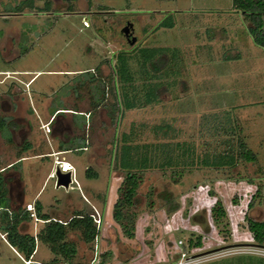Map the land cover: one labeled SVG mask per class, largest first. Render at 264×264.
<instances>
[{
	"label": "rangeland",
	"instance_id": "1",
	"mask_svg": "<svg viewBox=\"0 0 264 264\" xmlns=\"http://www.w3.org/2000/svg\"><path fill=\"white\" fill-rule=\"evenodd\" d=\"M18 5L21 13L13 11ZM166 18L173 24H162ZM128 26L136 37L130 45ZM166 55L168 65L156 72L153 62ZM121 67L132 79L125 86ZM160 87L166 89L157 98ZM91 97L99 108L76 129L84 139L75 141L85 147L67 154L77 182L57 187L55 156L27 158L18 168L26 201L39 192L45 212L64 222L89 213L98 237L86 243L70 231L72 261L38 240L28 263L0 231V264H264L247 223L264 220V47L233 0H33L32 7L0 0V116L26 126L17 118L32 112L33 135L44 141L39 149H49L47 138L56 145L71 134L56 131L71 125V115L58 116L50 134L35 109L43 103L83 111ZM29 133L17 131L14 144L0 138V164L31 141ZM239 140L255 162H225L238 157ZM124 161L146 168L131 212L133 237L113 218ZM219 200L226 228L214 219ZM44 222H25L22 231L37 235Z\"/></svg>",
	"mask_w": 264,
	"mask_h": 264
},
{
	"label": "trees",
	"instance_id": "2",
	"mask_svg": "<svg viewBox=\"0 0 264 264\" xmlns=\"http://www.w3.org/2000/svg\"><path fill=\"white\" fill-rule=\"evenodd\" d=\"M25 2L30 7L33 6V0ZM21 8L22 6L18 5L13 8V11L18 12ZM48 8L49 7L47 6V9ZM233 9L236 12L243 14L244 18L249 22V32L253 37L255 44L264 47V0H233ZM162 24L171 25L173 23L171 21H167L166 18L162 21ZM169 59L170 58L167 57V55L155 59L153 62L154 70L156 72H161L168 65ZM124 69V67H121L122 71L118 70L123 86L129 82L131 83L132 81L130 76L126 77ZM89 72L90 71H87L85 73ZM91 72L94 76L98 77L95 75V72ZM98 78L100 79V77ZM165 89L166 87L157 88V98L161 96V93ZM111 92L114 93V91ZM122 93L125 97L126 93ZM147 102H153V97H149ZM129 105L128 107H133L132 104ZM115 106H113L112 110H114ZM91 107L94 111L99 108V105L95 102L94 98L91 100ZM4 125L8 128L14 124L13 122H9L8 119L1 117L0 127H3ZM7 140L9 142L12 141L10 137H8ZM28 145L29 144H27L26 148H28ZM239 147L240 151L238 157L233 158V160L227 159L228 161L225 162H228L231 166H235L238 158L249 162H255L257 160L256 154L248 147L245 141L239 140ZM122 165V169L125 171V176L118 190L119 197L114 205L113 218L117 223L125 228V232L129 237H133L135 229V216L134 213L131 212L132 208L138 204V188L143 180V170L146 168L144 165V167L132 166L131 161H124ZM9 182L10 178L6 176L4 172H0V231L6 236L8 243L23 257H25L27 261H30L34 256L38 240L48 246L49 249L56 255L61 256L66 261H72L77 254V245L75 242L67 239L70 231H79L81 233V237L86 243H92L98 237L99 230L94 223L93 217L89 213L77 211L72 215L69 221L64 222L52 217L49 213H43L40 202H36L35 209L37 218L40 219V221H45L43 228L37 233V235L23 232V224L35 219V215H32L31 211L23 207L16 208L13 206V202L10 197ZM259 195H261V188L258 189L256 196L252 197L248 207L252 208L254 206V201ZM150 203L152 204V201ZM177 206V204H171L170 209L174 210ZM213 215L218 225L223 228L227 227V223L225 222L227 213L220 200L217 201L213 207ZM247 223L249 230L253 234L255 243L258 246L264 247V220H256L248 217ZM196 244L197 246H201L200 239L196 242ZM109 255V252L103 255L104 261L108 259ZM54 261L58 262V259H55Z\"/></svg>",
	"mask_w": 264,
	"mask_h": 264
},
{
	"label": "crops",
	"instance_id": "3",
	"mask_svg": "<svg viewBox=\"0 0 264 264\" xmlns=\"http://www.w3.org/2000/svg\"><path fill=\"white\" fill-rule=\"evenodd\" d=\"M236 12V11H235ZM239 13V12H236ZM241 14V13H239ZM42 107L40 108H36L35 109V113L37 115V120H39L41 122V128L45 129L43 127L44 124L50 123V128L51 131L47 132L52 134V128L53 126L57 127L59 126L58 122L59 119H57L58 116H63L64 113H67L68 116L71 115V122L69 124L71 125H67L65 129H61V128H56V131H62V133H65V131H67L69 128L71 131V134H68V131L66 134V136L64 138H66L65 142L60 141L58 144H53V142H51L49 140V138L46 139V142L50 144L49 149L47 147H43L41 149H39V147H41L44 144V141L39 138H36L33 134H34V128L31 124V114L32 112H30V117L26 118L23 115H21L25 120H26V126H22V123H19L18 125L16 124L15 126H11V129H6L7 131L4 132V135H6V137H12L14 135V133H16L17 131L21 130L22 128H27L30 131L29 135H31V141H25L20 147H18L17 151H16V156L13 160H11L8 163H4V164H0V172H4L6 174V176H8L10 178V184H9V188H10V197L11 200L13 202V206L18 208V207H23L25 209H27L26 207L23 206V203L25 204V202L27 204H35L33 205L34 209L33 210H29L32 212V214L34 213V217L35 220L39 221L40 219L37 218L36 215V202H40L42 205V210L43 213L45 212V206L43 204V202L41 200H39L38 195L39 192L34 196V198L32 200L26 201V185L25 183L22 181V173L20 170V167L18 168V165L21 164L25 159L27 158H35V159H39V158H50L55 156V162L57 163L58 161H61L63 163V165L68 164L71 166H74V163L72 162V160L68 157V153L70 151L73 150H77V149H81L82 147L85 146H79L77 145V140L79 139H84V136H80L76 134V129L80 130L81 127L83 128L84 126H87V124L89 125V121L92 120V114L95 112L93 110V108L90 106L89 108H87L86 110H78L76 108L73 107H65V106H57V105H49L46 106L45 104L41 103ZM63 114V115H61ZM76 115H80V116H84V120L78 119L76 118ZM46 130V129H45ZM58 136V135H57ZM54 138L57 140V137ZM4 140V138L2 139ZM76 140V141H75ZM86 140V139H85ZM5 141V140H4ZM87 141V140H86ZM14 140L12 139L11 142H8L10 144H14L13 143ZM28 145V148L27 147ZM30 152H32L30 154ZM3 159V157H0V161ZM76 169V167H75ZM51 172L49 173L48 177L51 175ZM15 201H17L15 203ZM52 217H54L52 215ZM55 218V217H54ZM2 236L5 235L2 234ZM15 249V248H14ZM16 250V249H15ZM17 251V250H16ZM18 252V251H17ZM32 261V259H31ZM27 262V261H26Z\"/></svg>",
	"mask_w": 264,
	"mask_h": 264
},
{
	"label": "water",
	"instance_id": "4",
	"mask_svg": "<svg viewBox=\"0 0 264 264\" xmlns=\"http://www.w3.org/2000/svg\"><path fill=\"white\" fill-rule=\"evenodd\" d=\"M134 34L133 29L131 27H126L125 29V38L128 42V45L134 43L136 41V37H132ZM57 177V187H65L69 188L72 183V172H63L60 168H57L56 171Z\"/></svg>",
	"mask_w": 264,
	"mask_h": 264
},
{
	"label": "built area",
	"instance_id": "5",
	"mask_svg": "<svg viewBox=\"0 0 264 264\" xmlns=\"http://www.w3.org/2000/svg\"><path fill=\"white\" fill-rule=\"evenodd\" d=\"M84 24L85 25H88L87 20L84 21ZM43 127L46 129L47 132H50L51 131L50 123L44 124ZM57 164H59V167H57V168H60L63 172H69V171H71L72 172V182L73 181H76L77 182V179H76V176H75V167L74 166L68 165L66 163H65V165H63V163L61 161H58ZM27 209L33 210L34 207H33L32 204H28V208ZM32 215H34V213ZM260 250L264 252V247L261 246L260 247ZM29 262L30 261H28V263ZM179 264H183V263H179Z\"/></svg>",
	"mask_w": 264,
	"mask_h": 264
},
{
	"label": "flooded vegetation",
	"instance_id": "6",
	"mask_svg": "<svg viewBox=\"0 0 264 264\" xmlns=\"http://www.w3.org/2000/svg\"><path fill=\"white\" fill-rule=\"evenodd\" d=\"M24 1H29V0H23V2H24ZM17 13H21V10L18 11ZM85 21H86V20H85ZM3 107H5V106H3ZM3 117L6 118V119H8L9 122H13V124H14L13 126H15V125L17 124V123H15V122L13 121V119L10 118V117H6V116H3ZM0 118H1V116H0ZM17 120L20 121V120H25V119H24L23 117H18ZM25 123H26V121H25ZM18 124H19V123H18ZM18 124H17V125H18ZM6 128H7L6 125H4L3 127H2V126L0 127V138H1V139L4 138L5 141L9 142V141L7 140L6 135H4V132L6 131ZM11 128H12V127L9 126L7 129H11ZM82 129H83V128H82ZM23 130H24V128H22V129L19 130V131L22 132ZM15 134H16V133H14V135H13L12 137H10L11 140H12V139H13V140L15 139ZM9 184H10V183H9ZM30 261H31V260H30ZM31 263H32V262H31Z\"/></svg>",
	"mask_w": 264,
	"mask_h": 264
}]
</instances>
